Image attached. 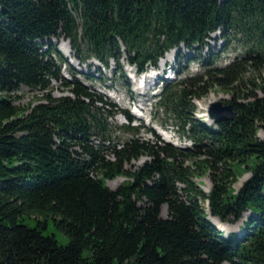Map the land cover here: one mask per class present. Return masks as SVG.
Here are the masks:
<instances>
[{
    "label": "trees",
    "instance_id": "trees-1",
    "mask_svg": "<svg viewBox=\"0 0 264 264\" xmlns=\"http://www.w3.org/2000/svg\"><path fill=\"white\" fill-rule=\"evenodd\" d=\"M215 32L244 51L221 66L215 52L202 56ZM54 38L81 62L125 61L136 73L166 52L198 48L203 73L162 80L156 100L193 145L181 149L152 128L154 140L145 139L128 109L71 68L66 80ZM263 67L264 0H0V264H264V96L254 91L264 86L244 80ZM52 80L68 93L14 104L21 86L49 91ZM213 86L231 91L226 103L237 114L208 124L195 117L194 99ZM117 113L128 122L116 126L124 139L112 138ZM233 163L249 173L236 192ZM203 175L208 192L195 180ZM116 177L124 181L110 189ZM243 214L239 233L209 218L235 223Z\"/></svg>",
    "mask_w": 264,
    "mask_h": 264
},
{
    "label": "rangeland",
    "instance_id": "rangeland-1",
    "mask_svg": "<svg viewBox=\"0 0 264 264\" xmlns=\"http://www.w3.org/2000/svg\"><path fill=\"white\" fill-rule=\"evenodd\" d=\"M52 42L57 45V48L63 55L64 61L66 60L65 62L60 63L61 74L63 77L66 80L71 79L72 71L69 70L71 68L76 71V78H78L85 86L104 96V98L113 101L119 109H128L129 111L135 112L140 118H134L131 125L140 126V124H143L144 128L140 129V134L145 139L154 140V136L148 130V128H152L164 141L171 142L173 145L181 149L186 147L189 148L193 145L191 140L177 129L174 119L169 116L164 108L156 103V100L157 95L161 93V86H164L162 80L174 84L185 76L203 73L204 67L201 64L200 59H198V48L191 51L182 47L179 50L174 49L164 53L163 56L159 58L155 67L149 66L142 73L144 78L151 77L154 73L152 78H150L151 80H149V84L143 87L142 81H138L137 78L132 77L131 74L133 69L131 66L127 65L125 61L115 63L111 60L109 62V67L104 68L95 59L89 58L84 62H81L78 58H75L73 56V50L67 40L54 38L52 39ZM228 42L226 43V40L221 33H212L207 40L209 49L208 46H205L201 51V55L203 56L206 52L208 54L211 50L212 52H215V56L220 57V61L217 65H224L230 58L241 54L245 49L241 40L237 41L231 39ZM193 57H196V59H193ZM183 61H185V66ZM118 64L125 70L129 85L125 84L119 72ZM182 65L185 68L183 73L179 71V66L182 67ZM85 74L94 75L97 78L89 80L85 78ZM164 76L167 77L165 78ZM246 79L252 80L258 86H264V67L257 73L248 70L244 76V80ZM249 86L254 88L253 85ZM254 91L257 96H264V90L261 89V87L255 88ZM48 92L53 97L68 93L67 90L63 88L61 82L57 80L51 81L49 91L21 86L20 89L15 92L17 99L14 101V104L22 108H27L38 102H43V96ZM231 97V91H227L217 86L211 87L203 97L194 99L196 107L195 117L208 124H213V121H211L207 115V108L210 103L216 100H221L226 103V100H229ZM109 122L113 128L112 138L116 137L124 139L125 137H129L130 134H127L122 129L116 127L128 123L122 113H117L113 118L109 119ZM257 136L259 138H264V130L259 129ZM145 160H148V158L142 157L138 160H131L126 164V168L134 169L136 166L141 165ZM247 162L248 164H252L253 160L250 159ZM233 169L236 177L234 178L231 187L234 192H236L248 178L249 173L245 172L246 168L240 163H233ZM195 180L204 192L209 191L211 180L208 175L198 176ZM123 181V177H116L112 180H107L106 185L110 189H116ZM161 216H167L166 205L161 206ZM245 216L246 214H243V217L235 223L221 222L216 218L213 219L216 221L215 224L218 229L223 231L224 234H227L230 231L239 233L241 223ZM48 233L55 236L58 244L64 245L68 242V237L52 225L49 226Z\"/></svg>",
    "mask_w": 264,
    "mask_h": 264
},
{
    "label": "water",
    "instance_id": "water-1",
    "mask_svg": "<svg viewBox=\"0 0 264 264\" xmlns=\"http://www.w3.org/2000/svg\"><path fill=\"white\" fill-rule=\"evenodd\" d=\"M237 112L233 110L232 103H224L221 100H216L210 103L207 108L208 118L217 123L223 119H232L236 116ZM214 223L213 217H209Z\"/></svg>",
    "mask_w": 264,
    "mask_h": 264
},
{
    "label": "bare ground",
    "instance_id": "bare-ground-1",
    "mask_svg": "<svg viewBox=\"0 0 264 264\" xmlns=\"http://www.w3.org/2000/svg\"><path fill=\"white\" fill-rule=\"evenodd\" d=\"M153 75H154V73H153ZM153 75H151V77H147V78L146 77L144 78V76H142V78L144 79V82H143V85H142L143 87H145V85L147 86L149 84V80H151L150 78H152Z\"/></svg>",
    "mask_w": 264,
    "mask_h": 264
}]
</instances>
